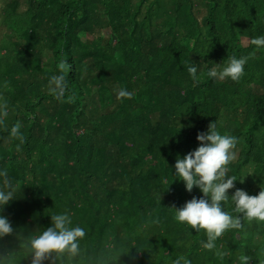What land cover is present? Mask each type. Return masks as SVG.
I'll return each instance as SVG.
<instances>
[{"label":"trees","instance_id":"1","mask_svg":"<svg viewBox=\"0 0 264 264\" xmlns=\"http://www.w3.org/2000/svg\"><path fill=\"white\" fill-rule=\"evenodd\" d=\"M24 1L3 0L0 16V168L17 188L0 213L13 227L0 264H31L29 239L62 212L87 233L62 264H264V223L245 219L208 250L174 209L203 195L186 191L174 165L214 121L238 138L229 195L264 188V49L251 43L264 35V0ZM249 54L239 82L207 77ZM62 63L74 103L48 90ZM121 88L132 98L118 99ZM17 122L23 143L5 131ZM225 210L236 214L231 201Z\"/></svg>","mask_w":264,"mask_h":264},{"label":"clouds","instance_id":"2","mask_svg":"<svg viewBox=\"0 0 264 264\" xmlns=\"http://www.w3.org/2000/svg\"><path fill=\"white\" fill-rule=\"evenodd\" d=\"M256 50L264 49V35L253 37L251 41ZM208 51L201 57L206 56ZM249 56H232L222 67L214 64L207 70V77L211 80L229 79L239 82L245 75V66ZM185 68L194 82H199L198 67L193 63H186ZM70 66L61 64L59 74L52 75L48 81V90L60 102L74 103L76 96L70 94L69 83L64 73ZM132 93L121 88L117 93L120 100L131 99ZM8 117V106L0 103V125H4ZM22 125L17 122L10 128L5 126L8 135L20 143L24 142L21 131ZM199 146L176 159L175 177L184 182L185 189L192 192L198 188L203 195L193 197L180 208H175V219L196 232L203 230L206 240L201 241L205 249L216 248V241L229 230L240 231L244 228V220L264 223V188L256 195H250L243 189L236 188L229 195V190L235 188L236 177L228 175L229 165L235 159V148L238 138L234 135L222 134L217 129L216 122L208 125L207 131L197 134ZM244 179V178H243ZM243 179H240L243 182ZM17 192L14 178L5 168H0V213L12 200ZM161 195V194H160ZM231 201L234 213L225 210V205ZM51 226L33 235L26 247L32 256L31 264H62L65 257H75L80 251V242L87 233L79 225H75L68 212L53 213ZM13 233L9 219L0 214V239ZM134 246V245H133ZM248 256L242 258L241 264H247ZM173 264H191L190 259L178 256Z\"/></svg>","mask_w":264,"mask_h":264},{"label":"rangeland","instance_id":"3","mask_svg":"<svg viewBox=\"0 0 264 264\" xmlns=\"http://www.w3.org/2000/svg\"><path fill=\"white\" fill-rule=\"evenodd\" d=\"M2 2H3V0H0V16H1V6L3 5ZM25 8H26V2L24 0H20L19 10H24ZM1 18L2 17H0V26L3 27V24L1 22ZM103 32L105 35H107L109 33V30L104 29ZM85 36L86 35H84V37ZM91 37H92V35L88 34L85 38H91Z\"/></svg>","mask_w":264,"mask_h":264}]
</instances>
